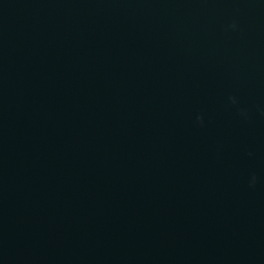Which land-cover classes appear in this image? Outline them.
<instances>
[{
  "label": "water",
  "instance_id": "obj_1",
  "mask_svg": "<svg viewBox=\"0 0 264 264\" xmlns=\"http://www.w3.org/2000/svg\"><path fill=\"white\" fill-rule=\"evenodd\" d=\"M0 264H264V0H0Z\"/></svg>",
  "mask_w": 264,
  "mask_h": 264
}]
</instances>
